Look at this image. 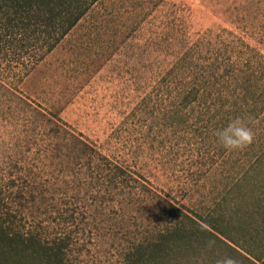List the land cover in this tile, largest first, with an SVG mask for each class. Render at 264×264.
I'll list each match as a JSON object with an SVG mask.
<instances>
[{"label": "trees", "instance_id": "trees-1", "mask_svg": "<svg viewBox=\"0 0 264 264\" xmlns=\"http://www.w3.org/2000/svg\"><path fill=\"white\" fill-rule=\"evenodd\" d=\"M101 1L0 0V132L8 139L0 140V264H85L89 256L198 264L193 257L213 253L217 243L241 245L225 228L234 215L219 209L238 215L235 193L264 159V51L227 28L206 30L158 63L151 91L136 106L151 116L139 122L140 145L160 129L167 140L209 142L233 117L247 118L254 132L248 165L237 164L233 194L203 216L153 186L136 168L130 139L120 158L107 155L19 86ZM242 1L233 10L241 8L239 19L264 45V0ZM235 152L215 150L223 159ZM250 197L264 219V186Z\"/></svg>", "mask_w": 264, "mask_h": 264}, {"label": "rangeland", "instance_id": "rangeland-1", "mask_svg": "<svg viewBox=\"0 0 264 264\" xmlns=\"http://www.w3.org/2000/svg\"><path fill=\"white\" fill-rule=\"evenodd\" d=\"M239 2L243 3L102 0L19 86L35 102L58 112L107 155L120 158L130 139L137 145L136 168L153 186L205 216L222 195L233 194L235 180L241 174L234 170L239 162L242 167L248 165L250 145L223 159L215 153L216 140H167L163 129L156 130L155 140L140 145L139 122H147L151 116L139 113L136 106L151 91L158 63L172 60L173 50L183 48L206 30L227 28L264 51L253 29L245 27L247 21L239 19L241 8L233 10ZM141 20L142 25L136 28ZM156 45L161 46V53ZM2 139L8 141L5 132H0ZM198 150L212 154L198 155ZM3 152L0 147V156ZM256 165L260 171L244 176L235 193L238 215L227 205L219 209L234 215V222L225 228L241 245L223 239L226 243H217L213 253L203 251L194 256L198 264H217L225 257L234 258L237 264H264V219L250 202V195L264 186V159ZM241 246L261 259L251 258ZM88 259L85 264H110L105 256ZM186 264H190L188 259Z\"/></svg>", "mask_w": 264, "mask_h": 264}, {"label": "clouds", "instance_id": "clouds-1", "mask_svg": "<svg viewBox=\"0 0 264 264\" xmlns=\"http://www.w3.org/2000/svg\"><path fill=\"white\" fill-rule=\"evenodd\" d=\"M213 136L220 147L231 152L242 150L250 145L254 139V132L246 117L236 116L225 125L215 129ZM217 264H237V261L232 257H225Z\"/></svg>", "mask_w": 264, "mask_h": 264}]
</instances>
